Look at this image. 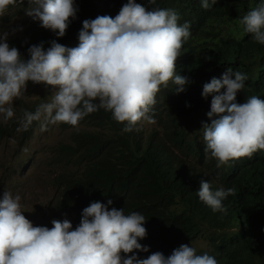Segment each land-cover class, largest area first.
<instances>
[{"label": "clouds", "instance_id": "1", "mask_svg": "<svg viewBox=\"0 0 264 264\" xmlns=\"http://www.w3.org/2000/svg\"><path fill=\"white\" fill-rule=\"evenodd\" d=\"M215 2L200 0L205 10ZM24 3L0 0V18ZM26 3L25 15L57 37L65 36L78 10L74 0ZM147 3L150 9L127 0L114 17L85 19L78 31V46L66 47L53 39L45 49L41 41L28 47L27 60L9 46V33H0V122L16 120L17 131H27L34 121L40 122V132L61 123L78 130L81 120L103 109L123 125L122 132L139 130L141 122L154 124L161 87L168 88L171 82L179 93L191 83L189 77L176 73L175 63L191 36V25L178 23L174 9L153 7L157 0ZM239 24L245 34L264 45V0ZM247 79L246 73L229 67L220 78L203 84L201 96L212 97L206 113L210 123L202 122L200 128L203 153L206 160L215 161L216 169L264 150V99L251 95L237 102ZM29 81L51 86L53 91L34 111L21 109L17 117L14 101L25 95ZM234 194L232 187L213 190L205 180L197 190L198 199L214 213L226 212L223 201ZM20 201L19 194L7 190L0 197V264H218L213 255L197 254V248L189 244H181L168 256L156 251L139 258L137 251L149 250L139 243L147 235V218L139 211L126 215L123 208L109 209L110 199L107 204L95 201L84 207L74 229L66 218L53 219L50 228L33 226L23 215Z\"/></svg>", "mask_w": 264, "mask_h": 264}, {"label": "trees", "instance_id": "2", "mask_svg": "<svg viewBox=\"0 0 264 264\" xmlns=\"http://www.w3.org/2000/svg\"><path fill=\"white\" fill-rule=\"evenodd\" d=\"M126 2L74 0L78 10L76 18H70L65 36H55L28 17L21 34L7 43L16 47L24 60L30 58L28 47L41 41L45 49L53 39L76 47L83 20L98 15L114 17ZM136 2L152 7L147 0ZM260 2L216 0L205 10L200 0H157L153 7L174 9L178 23L190 22L191 36L175 63L176 73L189 77L191 83L179 93L171 82L168 88L161 87L153 110L155 127L146 132L140 124L139 130L122 132L123 125L103 109L81 120L78 130L59 124L62 129H71V134L69 142L56 147L53 157L62 170L52 179L57 194L50 205L51 221L66 218L74 229L84 207L95 201L107 204L110 199L109 209L123 208L126 215L139 211L147 218V235L139 243L149 250L137 251L139 258L156 251L168 256L181 244L204 238L207 247L197 249V254L207 251L218 264H264V150L216 169L214 160L205 159L202 132L201 137L192 134L180 115L188 113L201 124L210 123L206 113L212 97L201 96L203 84L220 78L229 67L248 76L237 102L243 103L251 95L264 99V45L245 34L239 24L240 18ZM17 6L24 11L26 0ZM37 105L21 100L15 107L17 117L21 109L34 111ZM38 124L34 121L27 131H17L16 120L0 122V141L14 136L22 145ZM201 180L210 181L213 190L234 188L235 194L223 201L226 212L214 213L198 199ZM51 221L45 226L52 227Z\"/></svg>", "mask_w": 264, "mask_h": 264}, {"label": "rangeland", "instance_id": "3", "mask_svg": "<svg viewBox=\"0 0 264 264\" xmlns=\"http://www.w3.org/2000/svg\"><path fill=\"white\" fill-rule=\"evenodd\" d=\"M27 20L28 16L22 8L16 6L10 9L8 15L0 18V33H9L8 42L11 37L21 34L20 32L27 25ZM14 29L16 31H13ZM52 91L51 86H45L43 83L33 84L29 81L25 95L14 101V107H17L21 100L29 104H40L51 95ZM174 114L177 115V113ZM180 115L185 127L192 134L202 132L201 129L197 132L198 125L201 123L195 115L188 113ZM154 124L141 122L140 127L146 132L155 127ZM39 125L40 122L22 145H18L14 136L0 141V197L4 190L11 191L14 195L19 194L20 202L25 210L23 215L32 222L33 226H45L51 221L50 205L55 201L57 194L52 179L55 173L62 170L53 162V157L56 147L60 143L69 142L71 134V129H62L59 125H49L47 131L40 132ZM186 244L197 249L207 247L204 238H198Z\"/></svg>", "mask_w": 264, "mask_h": 264}]
</instances>
